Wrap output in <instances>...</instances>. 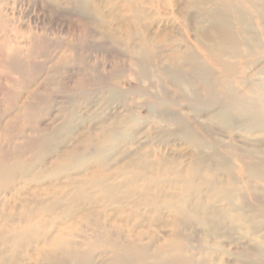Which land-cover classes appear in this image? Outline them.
Instances as JSON below:
<instances>
[{"label": "rangeland", "instance_id": "1", "mask_svg": "<svg viewBox=\"0 0 264 264\" xmlns=\"http://www.w3.org/2000/svg\"><path fill=\"white\" fill-rule=\"evenodd\" d=\"M189 2L0 0V264L264 263V182L240 169L264 161V132L213 116L227 101L222 83L246 94L247 58L226 57L236 64L226 74L201 54L210 91L199 70L173 67L171 50L199 45L194 20L210 26L201 7L214 4ZM253 27L239 37L254 46L256 71L264 22ZM90 144L95 154L70 163ZM199 150L204 159L194 156ZM196 162L188 192L185 169ZM94 179L118 186L120 201L105 202L93 183L82 184ZM52 203L53 211L44 208ZM181 203L185 219L176 212ZM59 227L71 245L39 253L42 235ZM23 228L41 235L17 244ZM169 239L178 245L162 249ZM106 242L128 261L113 262Z\"/></svg>", "mask_w": 264, "mask_h": 264}, {"label": "bare ground", "instance_id": "2", "mask_svg": "<svg viewBox=\"0 0 264 264\" xmlns=\"http://www.w3.org/2000/svg\"><path fill=\"white\" fill-rule=\"evenodd\" d=\"M202 2L203 3L204 2H212L214 5L211 7H203V6L201 7L202 8V10H201L202 15L205 18H208V20L210 21V26L208 28H204L202 26V23H199V21H195L193 18H191V23L194 20L196 31L199 32L198 36L196 37V40H197V42H199V45H195V43H192V41L188 38V39H186V41L192 43L191 45L192 46L194 45V46L193 47L188 46L184 50H182L180 48L173 49L167 55V59H168V61H170V64L173 65V67H175L176 69L183 66L182 63H185L188 66H190L192 69L199 70L200 74H201L199 76L200 81H202L204 83L205 89L210 91L212 88H211L210 80H208V78H210V77H208V76L211 75L212 72L210 70V66H207L204 64L205 59L203 60L201 54H205V56L208 59L214 60L220 66L221 70L223 72H225L226 74L229 73L230 71H232V69L235 68V65H236L235 63H232L231 61L226 60V57H229V58H232V57L233 58H237V57L240 58L241 56L246 57L247 59L245 61V67L247 66V68L249 70V73L246 75V79H247L248 83L250 84L246 94H239L234 89V86H232L231 84H229L227 82L222 83L223 88L225 90V94L227 96V101H225L224 106H222V108L219 109L218 112H216L215 115H213V116L215 118H217L219 121H221L222 123L229 125L230 128L234 124L238 123V124L244 125V127H247L249 130H259V131L264 132V77L262 78L261 83L252 82L254 80L253 77L255 75L258 74V75L264 76V65L259 70L255 71L253 69L252 66L254 64H256L257 61L253 60L252 58L250 59L249 57L252 55V53H254V46H249V45L243 46L244 45L243 39H241V37H239V33L241 30H245L248 33V31L250 29L254 28L253 26L261 25V23L264 22V0H245V2H247V9L246 10L242 9L241 0H190L189 3L192 4L193 6L199 7L200 6L199 4ZM258 7H261V10H259ZM229 25L230 26L235 25V27L237 28V32L236 33L232 32L230 30L231 28L228 27ZM248 28H249V30H248ZM201 38L206 40V43L202 42ZM141 49H143L145 54L147 53L146 50H149L148 46H143V48L141 47ZM260 128L262 130H260ZM115 135H116L115 132L111 133L109 135V138L106 139V141H109L110 139L114 138ZM194 137L195 136L192 135L189 138H191V140H193V142L195 144L197 141H195ZM247 145H249V144L247 143ZM97 151H98V149H95V146L90 144L87 146V148L83 151L82 154H76L75 152L71 153L72 157L69 158L70 159L69 161H70V163H74L77 161L78 157L81 159H85L87 156H92ZM245 151L246 150H244V152ZM248 152H249V150H248ZM248 152H247V154L249 155V157L253 158V156L255 154L253 155V154L248 153ZM245 154H246V152H245ZM216 155H218V154H216ZM194 156L196 158H200V159H204V157H205V155L203 153H201L200 150L197 151L194 154ZM219 159H220L221 167L228 165V161L226 158H224V156L220 155ZM2 162L4 163V160L1 161L0 164H2ZM4 166H5V164H4ZM1 168H3L2 165H1ZM128 168H129L128 165H126V166L119 165L118 166V170L121 173H124L125 175L128 174L129 175L128 178L132 179V177L135 176V173L129 171ZM198 168H199V163L196 162V163H193L192 165H190L187 169H185V171L187 172L185 175L188 176V179L184 180L183 182H184L185 190L188 192L194 188V183L192 181V178L194 176L195 171L198 170ZM225 169L229 172V175H231V172L229 170L230 168L226 167ZM240 169H241V172L246 171L245 173L248 177L253 178V179H258V180H261L264 182V161H260V162H253L252 161L250 164H247V165H245V167L243 166ZM12 178H14V177H12ZM0 179L2 180L1 177H0ZM11 180H10V182L13 181V180L12 181ZM91 183H93L94 186L97 187L96 190L97 189L99 190V192L103 196L102 199L105 202L107 201V202H113L114 203V202L120 201L119 200L120 194L118 191V186L113 184L111 181L95 180L94 179V180H89L88 183L82 182L83 185L91 184ZM7 186H8V184H7ZM214 188L217 189V193H225L227 195V198L233 199V197L230 195V192H228L225 188H223V186H219V187L215 186ZM80 189H81V186L76 189L77 194H76L74 199H76L78 195L80 196V194H81ZM85 197L86 196H84V198ZM150 202H152V201L149 200L148 203H150ZM231 202H232V200H231ZM57 204L58 203H52L49 205V207H47V208L44 207V208L47 210L52 209V211H53L54 209H56L55 207ZM76 206H77V204H76ZM176 207H177L176 212H178L180 215H182V218L185 219L187 217V214L189 213V210L186 209L185 205L183 206V203L178 204ZM231 207L234 208L233 203H231ZM115 214H116V212H115ZM74 218H76V217L73 215L72 219H74ZM183 221L184 220H181L179 222V225L183 224L184 223ZM32 230H34V231H32ZM251 232L255 233L256 229H254V231H251ZM16 234H17V237H15V238H17V239H14V241H16L17 244L18 243L21 244L22 242H25L26 244L27 243L30 244L32 241L34 242V238L36 236L41 235L39 232L36 231V229H33V228H29V229L23 228L21 231H18V233H16ZM171 235L177 236L178 231L173 230ZM42 237H43V239H42L43 242L40 243V244H42L41 248L37 249L39 251V253L42 251V249L45 250L46 249L45 247L56 248L57 246L68 245V244L71 245L70 240H68L64 237L63 228H60V227L55 229L54 231L50 232V234L47 236L42 235ZM139 237H142V235L139 234L138 238ZM47 239L50 241H48ZM105 241H103V242H105ZM107 241H108V239H107ZM109 242L108 243L106 242L108 244L106 246L108 250H105V251L111 252L110 259L113 260V262L114 261H122V260L128 261V259H122L120 254L116 252V248L114 247V245H112ZM123 242H125V241H123ZM177 245L178 244H176V242H174L172 239H169L167 242H163L161 244V247H163L162 249L169 250L168 249L169 246L173 247V246H177ZM260 254H262V251H260ZM160 260H162V259H160ZM201 264H206V263L203 262ZM242 264H264V263L260 262V261H254L251 263H244V261H243Z\"/></svg>", "mask_w": 264, "mask_h": 264}]
</instances>
